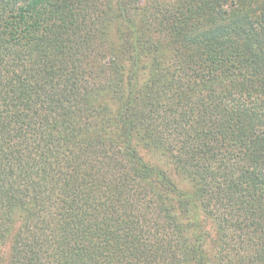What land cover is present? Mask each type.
Here are the masks:
<instances>
[{
	"label": "trees",
	"instance_id": "1",
	"mask_svg": "<svg viewBox=\"0 0 264 264\" xmlns=\"http://www.w3.org/2000/svg\"><path fill=\"white\" fill-rule=\"evenodd\" d=\"M0 264H264V0H0Z\"/></svg>",
	"mask_w": 264,
	"mask_h": 264
}]
</instances>
